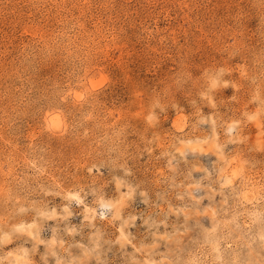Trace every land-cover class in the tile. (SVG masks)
I'll return each instance as SVG.
<instances>
[{"label": "clouds", "instance_id": "9594fccd", "mask_svg": "<svg viewBox=\"0 0 264 264\" xmlns=\"http://www.w3.org/2000/svg\"><path fill=\"white\" fill-rule=\"evenodd\" d=\"M0 264H264V0H0Z\"/></svg>", "mask_w": 264, "mask_h": 264}, {"label": "rangeland", "instance_id": "374dc122", "mask_svg": "<svg viewBox=\"0 0 264 264\" xmlns=\"http://www.w3.org/2000/svg\"><path fill=\"white\" fill-rule=\"evenodd\" d=\"M117 62H119V58H117ZM137 63H139V62H137Z\"/></svg>", "mask_w": 264, "mask_h": 264}]
</instances>
